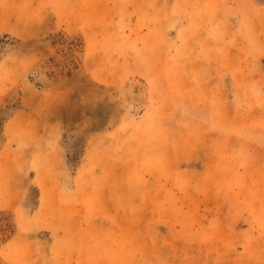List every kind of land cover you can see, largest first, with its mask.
<instances>
[{"label": "rangeland", "instance_id": "1", "mask_svg": "<svg viewBox=\"0 0 264 264\" xmlns=\"http://www.w3.org/2000/svg\"><path fill=\"white\" fill-rule=\"evenodd\" d=\"M0 264H264V0H0Z\"/></svg>", "mask_w": 264, "mask_h": 264}]
</instances>
